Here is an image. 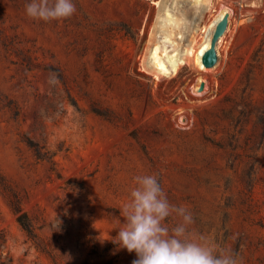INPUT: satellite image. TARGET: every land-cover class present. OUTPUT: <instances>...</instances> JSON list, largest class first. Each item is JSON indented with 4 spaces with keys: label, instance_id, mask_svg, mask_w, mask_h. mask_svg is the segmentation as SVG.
Masks as SVG:
<instances>
[{
    "label": "rangeland",
    "instance_id": "374dc122",
    "mask_svg": "<svg viewBox=\"0 0 264 264\" xmlns=\"http://www.w3.org/2000/svg\"><path fill=\"white\" fill-rule=\"evenodd\" d=\"M27 2L0 0V264H132L107 238L152 174L193 236L264 264V0H72L49 22ZM217 7L230 21L214 67L146 65L168 30L196 47Z\"/></svg>",
    "mask_w": 264,
    "mask_h": 264
},
{
    "label": "clouds",
    "instance_id": "9594fccd",
    "mask_svg": "<svg viewBox=\"0 0 264 264\" xmlns=\"http://www.w3.org/2000/svg\"><path fill=\"white\" fill-rule=\"evenodd\" d=\"M75 12L72 0H28L25 4L29 18L45 22L70 18ZM54 82L53 73L50 83ZM134 183L128 201L119 209L124 222L118 220L117 235L107 238L117 251L136 254L132 264H242L239 254L219 241L203 234L193 236L189 231L192 214L185 206L169 202L155 174L138 175ZM173 215L181 222L170 229L165 221Z\"/></svg>",
    "mask_w": 264,
    "mask_h": 264
},
{
    "label": "bare ground",
    "instance_id": "6f19581e",
    "mask_svg": "<svg viewBox=\"0 0 264 264\" xmlns=\"http://www.w3.org/2000/svg\"><path fill=\"white\" fill-rule=\"evenodd\" d=\"M194 1L200 6H212L214 4V0ZM214 11V19L206 27H203L202 31L200 32L201 40L196 45V47L192 49H186L185 51L178 50V41H176L174 37L175 31L168 30L166 32V35L162 36L160 39L156 38V40L158 39V41L154 43V46L147 49L145 54L146 65L153 68L155 70H153L154 72H159V74H177L181 66L187 64L189 60H191L196 63L202 70H206V66L203 62V57L212 46V40L217 24L226 15L230 16V13L222 7H217ZM162 19L164 24L167 26H171L173 28H178L180 26V22L178 21V19L169 10H166L164 12ZM165 31L166 30H164V32ZM161 35L158 34V37ZM225 37L226 36L223 35L217 45V49L219 51L220 48L223 47ZM159 74L157 76H159Z\"/></svg>",
    "mask_w": 264,
    "mask_h": 264
},
{
    "label": "water",
    "instance_id": "95a60500",
    "mask_svg": "<svg viewBox=\"0 0 264 264\" xmlns=\"http://www.w3.org/2000/svg\"><path fill=\"white\" fill-rule=\"evenodd\" d=\"M230 21V16L226 15L223 17L217 24L216 30L214 32L212 46L211 48L205 53L203 57V62L206 67H214L219 60V51L217 49V45L221 39V37L225 34L228 29ZM203 88V87H202Z\"/></svg>",
    "mask_w": 264,
    "mask_h": 264
},
{
    "label": "trees",
    "instance_id": "16d2710c",
    "mask_svg": "<svg viewBox=\"0 0 264 264\" xmlns=\"http://www.w3.org/2000/svg\"><path fill=\"white\" fill-rule=\"evenodd\" d=\"M13 208H14V210L16 212H20L21 211L19 205L16 204V203L15 204L13 203ZM19 221L21 222V225L23 226V228L28 232V234H30L32 236L33 230H32L31 225L27 222L26 216L25 215H21L19 217Z\"/></svg>",
    "mask_w": 264,
    "mask_h": 264
}]
</instances>
